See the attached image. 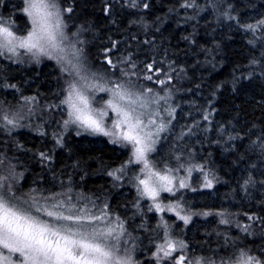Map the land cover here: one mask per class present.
<instances>
[{
	"label": "trees",
	"instance_id": "16d2710c",
	"mask_svg": "<svg viewBox=\"0 0 264 264\" xmlns=\"http://www.w3.org/2000/svg\"><path fill=\"white\" fill-rule=\"evenodd\" d=\"M63 1L73 9L65 14L67 31L80 35L82 56L86 53L85 61L95 72L109 70L106 60L111 59L118 68H127V61L143 74L151 64L161 70V78L164 73L172 77L164 88L170 90L176 122L184 119L172 125L154 158L163 167L181 155L188 166L203 165L212 179V187H205L204 173L194 169L189 188L164 198H181L191 216L186 225L176 223L174 239L188 245L191 258L220 264L243 250L264 261V173L259 167L264 165L259 147L264 141V30L254 36L241 26L264 19V0H196L195 8L181 7L183 0H140L148 3L147 9L128 7V0ZM22 9V0H2L0 17L17 26ZM46 64L36 68L26 62H0V116L23 117L16 128H0V156L23 171V193L70 187L77 207L96 212L107 206L113 218L124 221L126 233L135 236L139 264H155L147 256L163 235L157 227L160 215L148 211L138 196L131 169L120 181L107 175L128 159L129 151L110 145L105 136L84 139L70 125L63 126L68 118L61 104L64 79L54 65L47 69ZM112 75L116 78L119 72ZM135 82L164 94L149 81ZM103 102L95 98L93 106ZM196 122L203 124L202 139L189 131V123ZM57 130L67 134L64 143H56ZM249 216L257 219L250 221ZM245 225H251L248 232Z\"/></svg>",
	"mask_w": 264,
	"mask_h": 264
},
{
	"label": "snow or ice",
	"instance_id": "6c2138e0",
	"mask_svg": "<svg viewBox=\"0 0 264 264\" xmlns=\"http://www.w3.org/2000/svg\"><path fill=\"white\" fill-rule=\"evenodd\" d=\"M24 5L23 14L31 25L26 34H18L11 23L0 17V57L19 62L17 58L23 55L37 63L41 57H46L55 60L62 72L74 75L75 79L68 83L66 96L61 101L67 108L68 117L63 126L75 125L82 132L109 137L110 143L128 149V159L107 175L120 181L131 169L137 173L132 178L138 196L151 201L148 211L172 213L188 224L191 216L185 213L179 198L175 203H164L162 194L176 197L181 189L189 188L188 179L194 169L204 173L205 187H212V179L204 172L203 165L188 166L181 155L174 156V164L164 163L163 167L152 155L157 151L161 134L170 129L175 119V108L168 103L170 90L164 88L171 83V75L164 73L161 78V70L154 69L151 64L145 66L147 72L143 74L136 70L134 63L127 61L123 62L128 64L127 68H118L107 59L109 70L92 73L89 77L82 72V49H78L74 42L65 43L70 37L65 32L64 13H71L72 7H62L59 0H24ZM127 6L149 7L147 2L140 3V0H128ZM181 7L195 8L196 0H183ZM229 19L236 18L229 16ZM241 26L255 36L257 31L264 30V19ZM257 63L251 62L253 65ZM117 71L119 76L113 78L112 73ZM134 78L135 81L143 79L157 85L164 89V94L150 85L136 83ZM8 87L15 88V85ZM95 93L108 95L97 107L93 106ZM25 99L29 101V98ZM20 119L23 117L19 114H3L0 128H16ZM203 119L209 120V115H204ZM56 143H62L59 135ZM253 147H257L256 142ZM259 147L264 151V141ZM40 156L47 158L45 153ZM3 163L0 159V165ZM181 171L186 175H180ZM20 175L12 165L6 173L0 170V264H135L131 254L121 248L120 241L126 231L124 221L113 218L107 206L98 212L86 205L77 207L72 202L70 187L60 192L34 188L28 193H20L16 187ZM218 215L223 217L224 213ZM248 219L257 218L249 216ZM221 223L228 221L221 219ZM157 227L163 229V235L151 256L155 264H164L165 261L167 264H217L211 258L189 257L188 245L172 238L163 215ZM250 227L245 225L243 231L248 232ZM220 264H264V261L241 250L234 260H221Z\"/></svg>",
	"mask_w": 264,
	"mask_h": 264
},
{
	"label": "rangeland",
	"instance_id": "374dc122",
	"mask_svg": "<svg viewBox=\"0 0 264 264\" xmlns=\"http://www.w3.org/2000/svg\"><path fill=\"white\" fill-rule=\"evenodd\" d=\"M59 3H60V5L62 6V7H67L66 5H65V3H64V1L63 0H59ZM22 5H23V7L25 6L24 5V0H22ZM21 13L23 14V11H21ZM65 14L66 13H64V19H65ZM257 15V14H256ZM255 15H252L251 17H254ZM250 17V18H251ZM3 20H5V21H8L9 22V20H6V19H4L3 18ZM9 23H11V22H9ZM12 25H13V30L14 31H17V33L18 34H20V35H23V34H26V31H27V29H29L30 27H31V25H30V22L28 21V18L23 14V18H22V21H20V22H18V25L17 26H15V24H13V23H11ZM67 25V28H65V32H66V34L70 37V41H66L65 43H75L76 44V47L78 48V49H82V47H81V45H80V43H79V40H81V38H80V35L79 34H77V32H73L72 34H71V32H68L67 31V29H69V24L67 23L66 24ZM86 56V57H85ZM85 56L83 57V56H81V63H82V72H83V74H87V75H89V77H91V74L92 73H97V72H95V70L94 69H92L89 65H87V60H89L88 59V56L86 55V53H85ZM18 60H19V62H13V60H10V59H8V58H6V57H0V62H3V61H5V62H7V63H11V64H14V65H16V64H19L20 65V63H29L31 66H34V67H36V68H38L37 66H40V65H42V64H45V63H47L46 65H48L47 66V69L49 68V64H52V65H54L55 66V69L57 70V73L64 79V85H63V87L65 88V90L67 89V86H68V83L69 82H71V81H73L74 79H75V77H74V75H69L68 73H64V72H62L61 71V67H60V65H58L57 64V62L55 61V60H49V59H47L46 57H41L40 58V61L37 63V62H35V61H33L30 57H28V56H23L22 55V57L21 58H17ZM85 59H86V61H85ZM89 63V62H88ZM62 80V79H61ZM64 90V93H65V96H66V91ZM90 95H91V93H90ZM95 98H101V101L103 102L104 100H106L107 98H108V95L106 94V93H95ZM93 103H94V101H93ZM169 103V102H168ZM171 105V104H170ZM64 110H66V112H67V108H66V106H65V109ZM185 113H186V115H187V111H185ZM2 115L3 114H5V113H1ZM110 115H111V113H110ZM188 116V115H187ZM176 111H175V119L172 121V125L174 124V123H176L175 125H180V123H181V121H183V119H184V116H181L179 119H178V121L176 122ZM189 124H191V126H190V128H191V130H193V134H195L194 136L195 137H197L198 139H202L203 137H204V129H203V124L202 125H200L199 124V122H196V124H195V126H193L192 125V123H189ZM174 126V125H173ZM173 126H171L172 128H173ZM70 127L72 128V129H74V130H76V132H78V131H80L81 132V134H79V135H81V136H83V138H84V136H93V137H97V136H101V135H93V134H90V133H87V132H82L80 129H77V127L75 126V125H70ZM171 127H170V129H171ZM170 129L168 130V131H166V132H164V133H162L161 134V139H160V142L157 144V146H156V148H157V151L155 152V153H153L152 155H153V157H154V155H156V153L158 152V151H160L161 150V148H160V146H161V144H162V142L164 141V139H165V137H166V135L169 133V131H170ZM62 132H63V129L61 130ZM60 130H57V131H55V132H57L56 133V136L57 135H59L61 138H62V143H64V141H65V139H66V135L67 134H64V133H62ZM56 136H55V139H56ZM85 139V138H84ZM107 140L110 142V138L109 137H107ZM193 140H196L195 138L193 139ZM189 142L190 143H192L191 142V140H189ZM110 144H113V143H110ZM198 144L200 145L201 144V141H199L198 140ZM114 145V144H113ZM117 145V144H116ZM120 146V145H119ZM126 149V148H125ZM128 150V149H127ZM129 151V150H128ZM0 159H2L3 161H4V159L0 156ZM11 162L10 161H4V163L2 164V165H0V170H2V171H4L5 173L7 172V169H8V167L11 165L10 164ZM13 165V164H12ZM14 166V168H15V172L17 173V174H22V175H20V177H19V183H18V185H16V187L18 188V190H19V192L20 193H23V179H24V173H23V171H21V170H19L17 167H15V165H13ZM260 172H262V173H264V165L263 164H260ZM183 172L184 171H181V173H180V175H182V176H184L185 174H183ZM135 173V172H134ZM135 174H137V173H135ZM181 190H183V189H181ZM181 190L179 191V192H177V193H180L181 192ZM25 193V192H24ZM170 195L169 194H167V193H163L162 194V198H163V201H164V203H168V202H173V203H175V202H177V200H176V198H174V199H171V200H164V198L165 197H169ZM142 201H144V202H146L147 203V205L149 206L150 204H151V201H149V200H147V199H142ZM178 202L181 204V206L184 208V205H183V203H182V199L181 198H179V200H178ZM102 208H105L104 206H102V207H99V209L97 208V209H95L94 211H96V212H98L100 209H102ZM185 210V209H184ZM155 212V211H154ZM185 213H186V211H185ZM158 214V213H157ZM163 214H165V216H164V218H165V220L168 222V225H169V232H170V235L172 236V233H171V230H175V231H177L178 230V225L176 224L177 222H180L181 220H179L174 214H172V213H168V212H165V213H162V214H158V215H163ZM182 214H184V213H182ZM169 215V216H168ZM113 217V216H112ZM160 221V220H159ZM158 225V224H157ZM160 237V236H159ZM172 238H174L173 236H172ZM136 242V238H135V236L134 235H129V234H127L126 233V231H125V235L121 238V241H120V243H121V248L122 249H124V250H127V252H129L130 254H131V256H132V258H133V261L135 262V264H139V262H138V257L136 256L137 254H135V252H134V246H135V243ZM158 242H160V240L158 241ZM155 251V247L154 246H152V250H151V253H153ZM152 256V255H151ZM151 256H147V259L149 258V259H151Z\"/></svg>",
	"mask_w": 264,
	"mask_h": 264
},
{
	"label": "bare ground",
	"instance_id": "6f19581e",
	"mask_svg": "<svg viewBox=\"0 0 264 264\" xmlns=\"http://www.w3.org/2000/svg\"><path fill=\"white\" fill-rule=\"evenodd\" d=\"M236 136V135H235ZM238 136V135H237ZM111 145V144H110ZM249 167V166H248ZM247 179V178H246ZM257 179V178H256ZM252 180V179H251ZM257 182V181H256ZM253 183H254V181H253ZM245 184V183H244ZM256 184V183H255ZM248 185V184H247ZM245 189V188H244Z\"/></svg>",
	"mask_w": 264,
	"mask_h": 264
}]
</instances>
